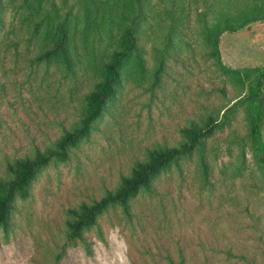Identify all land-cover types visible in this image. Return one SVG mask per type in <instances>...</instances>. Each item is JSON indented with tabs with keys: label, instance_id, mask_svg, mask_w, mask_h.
Segmentation results:
<instances>
[{
	"label": "rangeland",
	"instance_id": "1",
	"mask_svg": "<svg viewBox=\"0 0 264 264\" xmlns=\"http://www.w3.org/2000/svg\"><path fill=\"white\" fill-rule=\"evenodd\" d=\"M92 1L85 22L82 8L71 0L68 8L77 21L64 14L68 9L60 0L55 2L61 9L48 14L50 3L39 7L33 1L14 2L4 11L1 175L7 159L51 144L77 118L83 92L96 78L95 64L115 45L108 24L96 22ZM148 1L139 32L143 66L135 55L124 62L122 84L89 137L70 149L66 161L43 166L29 196L15 199L11 228H0V264H171L169 258L177 261L181 254L187 264H264V189L252 143L231 141L234 132L248 133L253 122L264 143V42L250 41L264 27L256 22L223 32L217 29L224 24L222 16L210 12L206 18L214 25L207 37L203 0ZM170 8L176 16L186 14L188 22L173 36L177 53L166 57L159 83L152 86L153 47L161 43V18ZM63 16L78 46L69 73L60 55L35 60L41 47L58 36L57 20ZM112 30L119 32V23ZM227 107L229 122L206 142L207 182L193 152L154 179L155 193L133 197L130 215L120 206L102 213L98 225L84 233L89 253L82 242L66 240L70 209L113 187L147 148L175 144L190 120L210 112L221 118Z\"/></svg>",
	"mask_w": 264,
	"mask_h": 264
},
{
	"label": "trees",
	"instance_id": "2",
	"mask_svg": "<svg viewBox=\"0 0 264 264\" xmlns=\"http://www.w3.org/2000/svg\"><path fill=\"white\" fill-rule=\"evenodd\" d=\"M26 3L33 1L39 7L44 3H50L49 12H57L61 9L55 0H0V21L8 5L14 2ZM67 7L64 11L69 19L78 20V15L68 8L69 0H60ZM148 0H96L92 1L93 16L96 22H106L110 36L114 37V46L109 52L100 57L95 64L96 78L89 89L83 92V103L79 106L78 116L54 141L40 148L36 146L32 152L7 159L4 167V175L0 174V228L8 231L12 224V211L16 198L25 199L30 194V185L38 171L51 161L64 162L69 157V151L81 139L89 137L95 127V122L106 111L108 103L115 97L117 88L122 84V68L124 62L135 55L137 61L143 66L142 48L139 44L140 21L145 19L148 9ZM207 8L203 13L204 30L207 37L211 35L212 27L209 24L207 14L217 12L222 16L224 24L217 27L223 32L235 33L251 23L261 22L264 27V0H203ZM88 0H71V4H77L82 8L84 20L88 15ZM159 12V11H158ZM168 16L162 19L161 43L153 47L157 66L153 72L152 86L158 85L159 73L163 71L166 57H173L176 51L171 46L175 34L183 33L187 26L188 16L173 8L164 13ZM58 36L41 47L35 56L36 61L49 60L60 55L63 67L66 71L73 72L72 56L78 55V46L72 35L73 28L68 24L67 16L57 20ZM119 23L120 30L114 33L112 27ZM99 25V24H98ZM212 26V27H211ZM99 35V39H103ZM106 39V38H105ZM104 39V40H105ZM73 43L71 45V41ZM212 52V51H210ZM95 58V57H94ZM91 61V65H93ZM94 71V70H93ZM224 91V88L221 89ZM255 97V94H253ZM229 107L224 108L221 118L217 113L201 115L200 120H190L181 129V139L175 144L154 145L147 148L143 159H137L127 174H122L118 182L111 188H106L104 193L90 202H82L77 207L69 210L70 218L66 220L65 238L68 241H80L85 245L86 252L90 251V243L86 240L85 231L98 225L99 216L108 208L120 206L126 215H130V202L139 192L155 193L154 179L162 172L176 164L180 158L191 156L197 152L201 174L204 182H207L208 163L206 161V142L212 136L215 129L224 127L230 120ZM249 131L245 135L234 132L231 137L233 142H245L246 138L252 143V160L260 175V186L264 189V143L261 140L260 131L256 130V123H249ZM243 150V148L241 149ZM171 264H187L184 255H180L177 261L169 258Z\"/></svg>",
	"mask_w": 264,
	"mask_h": 264
},
{
	"label": "crops",
	"instance_id": "3",
	"mask_svg": "<svg viewBox=\"0 0 264 264\" xmlns=\"http://www.w3.org/2000/svg\"><path fill=\"white\" fill-rule=\"evenodd\" d=\"M250 41L253 44H257V43H263L264 42V29H262L261 31L257 32L254 34L253 37L250 38Z\"/></svg>",
	"mask_w": 264,
	"mask_h": 264
}]
</instances>
